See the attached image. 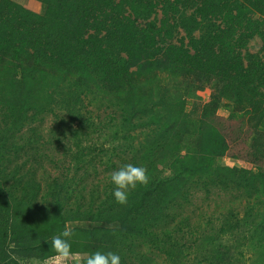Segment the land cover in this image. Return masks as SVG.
Segmentation results:
<instances>
[{
    "label": "rangeland",
    "instance_id": "rangeland-1",
    "mask_svg": "<svg viewBox=\"0 0 264 264\" xmlns=\"http://www.w3.org/2000/svg\"><path fill=\"white\" fill-rule=\"evenodd\" d=\"M46 1L51 5L44 21L46 32L53 33L62 26L80 21L82 4L79 0ZM211 2L221 15H216L212 28L200 18L192 24L191 32L198 41V48L210 55V44H216L215 49H218L224 40H231L243 59V129H239L238 120L227 121V105L222 104L217 111L218 118L223 121L221 128L228 131L225 135L227 145L197 122L200 106L210 102L209 88L196 96L193 92L184 96L167 78L145 73L135 83H122L121 97L100 98L88 94L81 84L62 81L56 85L47 71H42L43 75L39 72L26 75L13 63L0 65V105L4 106L0 114V168L7 166L4 155L21 134L39 143L35 145L39 151L31 153L38 164L32 177L30 173L24 177L27 168H16L14 164L9 168L7 179L3 171L0 173V264H56L52 237L66 226L73 233L70 238L72 251L81 255L69 257L61 264H76L77 260L83 264L86 254L97 250L111 251L121 257V264H132L136 247L143 250V246L148 247L151 257L161 264H264L260 236L250 241L251 250L256 251L255 260L249 258L248 247H244L251 217L262 201L264 204V175H258L256 165L264 160V0ZM42 7V0H0V46L7 36L14 39L22 36L24 13L36 21L42 15ZM227 11L232 15L230 18L224 16ZM155 12L159 21L161 11L156 9ZM172 34L174 44H187L189 39L182 29H174ZM90 101L92 106L87 107ZM251 101L258 104L252 106ZM93 108L101 112L114 111L116 122L101 116L94 122L95 125L100 122L97 129H78L79 115L85 119L86 110ZM130 109L137 110L135 114L141 119L143 128L160 127L165 133L174 125H180L181 138L174 137L180 143L179 150L167 155H163V151L158 155L155 151L154 158L147 162V166H151L159 158L173 154L170 162L156 163L155 177L161 174L163 178L169 176L168 179L152 189L138 186L133 194L129 193L124 205L115 202L114 188L109 189L110 194H101L103 184L96 186L97 190L92 192L96 194L92 197L73 193L80 189L72 182L67 184L69 194H61L63 184L48 179L40 168L44 166L55 175L61 173L70 178L79 173L76 171L86 163V158L99 153L98 149L127 147L125 145L130 143L127 135L132 136L134 132H129L127 123H122L121 119L131 112ZM257 119L260 123L254 127L252 124ZM21 127L24 128L17 136L15 132ZM76 129L80 133L75 136ZM255 129L260 136L253 135ZM147 140L144 151L153 146L154 140ZM38 152L40 158H36ZM48 152L59 157L57 166L43 157V153ZM173 162L177 164L174 165L177 175L172 179ZM88 173L87 170L86 176ZM11 175H16L12 181ZM86 179L88 184L94 182ZM74 181L81 186L78 178ZM154 183L157 182L154 180ZM88 184H85L87 192ZM215 184L228 185L229 191L224 196L212 189L210 196L206 190ZM189 187L196 191L197 204L188 222L182 220L186 218L185 211L190 212L193 207L182 200L181 205L167 213L168 218L162 217L164 208L179 201ZM79 206H88L97 212L86 215L77 211ZM251 208L254 209L249 211ZM158 223L170 231L168 239L156 242L143 233L135 234V230Z\"/></svg>",
    "mask_w": 264,
    "mask_h": 264
},
{
    "label": "trees",
    "instance_id": "trees-1",
    "mask_svg": "<svg viewBox=\"0 0 264 264\" xmlns=\"http://www.w3.org/2000/svg\"><path fill=\"white\" fill-rule=\"evenodd\" d=\"M79 1L82 4L80 21L75 25L62 26L53 33L46 32L47 29L44 25L46 15L51 9L49 1L42 0V15L38 16L36 21L30 20L29 16L24 13L25 23L22 36L17 39L7 36L4 45L0 46V65L7 66L9 63H13L21 73L26 75L38 72L43 75L41 72L47 71L50 74L48 77L53 76L56 85L62 81H66L70 85L81 84L88 94L91 93V95H97L100 98L121 97L122 83H135V81L141 80L145 73L167 78L168 82L177 85L175 89L181 91L184 96L189 92L195 93L196 96L198 92L209 88L211 90L210 102L201 105L199 110H195V113L197 110L199 113L197 122L200 126L205 128L206 132L223 140L224 145H227L225 135L228 131L221 128L223 121L217 116L218 109L222 107V104H225L229 113L227 121L238 120L239 129H243L241 127L244 123L243 59L231 40H224L218 49H215L216 44H210L209 48L212 53L204 54V51L198 48V41L191 32L192 24H196L197 19L200 18L212 28V22L216 21V15H221L211 0ZM156 9L161 11L162 18L159 21L156 19ZM152 15L153 19H151ZM224 16L230 18L232 15L227 11L224 12ZM176 28L182 29L185 37L189 39L186 45L182 42L179 44L172 42L174 38L172 31ZM222 67L223 69H221ZM257 104V102L251 101L252 106ZM88 106H92L91 101L88 102ZM111 106L119 105L111 104ZM3 109L4 106L0 105V114ZM96 110L95 108L86 110L88 116L85 119L79 115L78 129L83 127L85 131L97 129L100 122L96 125L94 122H98L101 116H107L110 119L109 122H116L114 111H104V113ZM130 110L131 112H127L126 116L121 119L122 123H127L129 132H134L132 136L127 135V140L130 138V143L125 145L127 147L98 149L99 153L89 159L86 158V163L76 171L79 173L73 174L70 178L61 173L55 175L44 166L40 168L48 179L58 180L63 184L61 194H69L70 190L67 184L70 185L71 182L80 189H75L73 193L77 192L82 197L94 196L96 193L92 192H95L100 184H103L101 194H110L109 189L114 188L109 182L110 175L125 164H134L146 169L150 179L148 184L142 187L150 186L152 189L168 179L169 176L163 178L160 173L159 178L155 177L156 163L170 162L173 154L165 156L166 158H159L151 166H147V162L148 159L154 158L155 151L158 155H162V151L163 155H167L170 151L177 152L179 150L180 143L174 137L181 138V134L179 136L180 125H174L165 130V133L160 127L156 129L143 128L141 119L135 114L137 110ZM54 117L56 119L57 115L54 114ZM259 123L260 121L257 119L252 125L257 127ZM112 124L110 123V125ZM23 128L21 127L15 132L17 136ZM78 129L73 131L74 135H79ZM258 133L256 129L253 131V135L256 137L261 135ZM147 139L154 140L153 146H149L144 151ZM38 144L37 141L24 138L22 134L18 139L15 138L4 155L8 164L6 167L0 168V173L2 171L6 173L5 175L3 173V176L7 179L10 176L9 168L11 164H14L16 168H27L26 172L24 171V177L29 173L32 177L38 164L36 160L34 161L31 153L39 151L35 146ZM41 148H43L42 144ZM43 157L55 166L60 160L59 157L55 155L53 157L49 152L43 153ZM36 158H40L39 152ZM31 162L34 164L31 165ZM174 165L177 164L175 162L171 164L173 170L177 168ZM256 165L259 170L258 175H264V160ZM171 167L167 166L172 170ZM57 170L60 172L59 167ZM87 170L89 173L86 176ZM173 170L170 171V174L174 176L172 179L177 175V169ZM15 176L11 175L9 179L12 181ZM77 178L81 182V186L74 184V180ZM86 178H90L94 182L88 184ZM154 180L157 183H154ZM85 184L90 186L88 192ZM229 187L228 185L221 187L215 184L206 192L211 196L210 190L213 189L224 195L227 193L226 191H229ZM192 188H187L182 198L177 201L178 203L173 201L167 205L163 210L162 217L168 218L167 213L172 211L176 205H181L182 200L184 203H190L193 207L192 211H185L184 217L186 218L182 221L187 223L196 210L197 204L195 203L196 191L190 190ZM217 197L220 198V195L217 194ZM253 209L251 208L249 211ZM261 209L264 210L263 201L258 211L251 217L250 230L244 236V240L248 239L247 242L244 241V247H248L247 255L249 254L252 261L255 260L256 251L251 250L253 248V245H250L251 239L260 236L259 248L264 249V211ZM77 211L86 215H93L97 212L96 209L91 210L88 206H79ZM163 225L160 226L158 223L143 229L140 228L138 231L135 230V234L143 233L150 239H155L156 242H162L163 239H168L170 236V231ZM137 244L138 242H136V246ZM224 249L227 250L226 247ZM134 255L132 264H161L151 257L148 247L143 246V250H138L136 247Z\"/></svg>",
    "mask_w": 264,
    "mask_h": 264
},
{
    "label": "clouds",
    "instance_id": "clouds-1",
    "mask_svg": "<svg viewBox=\"0 0 264 264\" xmlns=\"http://www.w3.org/2000/svg\"><path fill=\"white\" fill-rule=\"evenodd\" d=\"M149 175L144 167L134 164L122 165L118 170L111 173L109 182L114 186L112 195L114 200L119 205H124L128 202L129 193L135 190L138 186L147 185ZM73 233L70 227L52 237V248L57 254L53 259L56 264H61L62 261H67L69 257L77 258L81 253L73 252L70 238ZM87 258L83 264H121V257L111 251H95L86 254ZM76 264H80L77 260Z\"/></svg>",
    "mask_w": 264,
    "mask_h": 264
}]
</instances>
